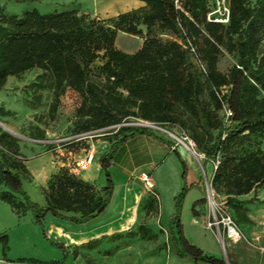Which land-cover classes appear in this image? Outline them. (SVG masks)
<instances>
[{"label":"trees","instance_id":"obj_1","mask_svg":"<svg viewBox=\"0 0 264 264\" xmlns=\"http://www.w3.org/2000/svg\"><path fill=\"white\" fill-rule=\"evenodd\" d=\"M145 1L147 6L107 20L91 18L77 9L48 13L33 9L22 16L8 15L0 2V90L10 75L39 66L51 75L57 89L69 85L101 100L97 106L104 115L105 125L85 130L121 122L128 116L125 104L138 108L134 111L135 116L168 126H184V119L173 105L181 100L195 116L202 131L212 135L215 128L212 112L202 102L203 83L189 49L176 40L162 41L152 34L153 24L159 21L162 27L187 43L199 32L195 18L202 16L204 29L212 37L208 40L210 45L226 38L227 51L242 57L229 73L218 70L215 65L209 66L206 82L218 93L227 88L217 100L221 108L226 104L232 110V116L221 126L208 154L215 157L220 152L225 156L218 165L215 184L225 182L228 203L232 205L234 211L231 212L237 222L251 223L248 208L238 196L257 191L264 185V158L259 153L250 152L235 162L230 140L236 133L256 132L264 127V0H231L232 17L227 26L206 21V0H190V15L176 10L172 0ZM141 19L146 24V33L139 26ZM119 31L141 37L145 35L143 46L134 53L119 49L116 46ZM93 69L105 80V100L98 96L90 79ZM119 88L127 90L128 95L124 97L118 92ZM145 94L153 95L155 100ZM3 110L0 107V117ZM131 131L114 142L101 159V170L107 178L106 185L102 186L103 195L96 193L93 182L63 169L50 182L48 203L43 205L33 200L24 188L23 175L29 170L18 140L0 127V198L8 202L18 216L31 210L45 236L44 220L49 214L77 224L87 222L102 214L111 201L115 185L110 167L118 158L123 161L126 157L124 146L127 141L147 136L169 147L183 166L184 187L176 196V211L171 215L176 254L210 264H232L230 257L227 260L206 252L191 243L184 233L183 203L187 192L195 185H188L189 168L179 149L153 131L138 128H131ZM0 239L6 249L8 234H1ZM59 246L68 252L64 245ZM64 260L60 264H64Z\"/></svg>","mask_w":264,"mask_h":264},{"label":"rangeland","instance_id":"obj_2","mask_svg":"<svg viewBox=\"0 0 264 264\" xmlns=\"http://www.w3.org/2000/svg\"><path fill=\"white\" fill-rule=\"evenodd\" d=\"M0 2L8 15L22 16L26 11L33 9L43 13L61 10L55 9L50 0H0ZM189 2L190 0H185V8L189 13L187 15H190ZM85 14L91 18L95 17L91 13ZM195 20L199 26V32L190 37L189 41L196 47L197 55L190 54L198 67L200 80L203 83L202 102L212 112L215 126L213 134L208 135L202 131L195 116L181 100L175 101L173 105L184 119L185 125L177 124L168 127L174 133L186 134L192 139L195 152L193 153L185 144L170 135L155 133L171 141L189 163L195 164L193 165L195 177L204 193L199 204L209 213L206 178L213 180L216 191L227 197V200L229 199L225 192V182L215 184L214 181L218 170L216 161L224 160L225 156L220 152L215 157L208 154L217 133L226 120L223 108L217 100L218 92L207 84V73L199 67L196 57L201 59L207 71L211 64L225 73H229L233 65L240 63L242 57L235 52L227 51L226 38L223 42L215 41V45L211 46L208 40H212V37L204 29L202 16ZM139 26L146 27L142 19ZM152 34L162 41H174L178 38L171 30L162 27L159 21L153 24ZM144 39H146L145 35ZM262 50L264 51V40ZM90 79L94 83L98 96L105 100L107 87L104 78L93 69ZM118 92L123 93L124 97L128 95V91L123 88H119ZM145 96L155 100L151 94H145ZM100 101L92 93L76 90L69 85L57 89L51 75L39 66L8 77L5 86L0 90V107L4 109V114L0 117L3 126L0 125V127L18 140L20 150L26 154L28 160L33 161L38 156H43L41 159L44 164L35 167L34 174L23 175L24 188L33 200L43 205L48 203L47 192L50 182L63 169H69L83 178L82 172H76L75 159L78 157L76 152L80 150L79 146L73 143L66 145L67 149H62L60 157L65 163L63 166L56 161V153L51 151V148L42 142H34V139H53L90 127L104 126V115L97 106ZM125 105L128 111L126 115L135 116L134 111H138V108L130 104ZM131 132V128L124 127L117 132L96 138L95 161L90 169L83 170V174L90 173L94 177L93 183L98 195H103L102 186L107 183L106 175L101 170L102 157L114 142ZM230 148L231 155L236 159L235 162L250 152L259 153L264 158V127L256 132L236 133L231 137ZM167 153L166 147L146 136L137 137L128 144L127 155L123 161H119L118 158L117 163L110 167L115 187L108 204L111 218L122 208L121 204L118 205L117 196H114L116 189L117 192L127 191L129 202L124 219L126 226L122 228L123 232L89 240L92 241L91 244H88L89 241L68 244L59 237L57 231L48 228L49 216L44 220L47 234L45 236L31 210L23 216H18L12 206L0 198V235L8 234L6 249L3 240L0 239V264H60L63 259H65L64 264H168L173 251L178 256L172 244L171 215L176 211V196L182 191L184 180L181 162L175 153L168 157ZM46 156L51 157L50 160ZM145 156L154 158L156 162L152 167H147L151 170V176L155 181V193L146 188L141 179V168L135 167L137 162ZM47 162L49 166L45 169L43 167ZM124 168L126 172L123 171ZM158 178L160 185L157 184ZM188 185L191 184L188 183ZM1 189L2 187L0 191ZM199 189L197 185L191 187L183 203L181 220L188 234L193 228L189 221L191 206L186 203V200L189 201ZM241 196L248 197L243 199L244 205L248 208V215L253 216L254 220L246 226L239 223L246 236V239L237 242L241 249L239 254L246 264L252 262L264 264V185L257 191L252 190L247 194H241L238 198ZM228 206L233 212L232 205L228 203ZM96 218L82 224L73 223L76 226L88 228L94 226ZM205 231L209 235L211 245L221 251L220 257L232 258L231 241L226 239L224 248L212 229L207 227ZM237 243L232 242V245ZM59 244L64 245L68 252ZM231 262L234 264V260Z\"/></svg>","mask_w":264,"mask_h":264},{"label":"crops","instance_id":"obj_3","mask_svg":"<svg viewBox=\"0 0 264 264\" xmlns=\"http://www.w3.org/2000/svg\"><path fill=\"white\" fill-rule=\"evenodd\" d=\"M50 3L54 4L53 7H55V9H57V8L61 9L60 11L78 9L81 12L91 13L92 16L102 18V19H108L110 17L117 16L120 13L129 12V11H132L134 9H138V8L147 6V2L145 0H50ZM143 30L146 33V27H143ZM144 40H145L144 37L134 35V34H130V33L124 32V31H119L117 34V37H116V46L119 49H121L127 53H134V52L138 51L143 46ZM134 139L135 138L127 141V143L124 146V149L126 151L128 150V144L133 142ZM150 140H152V139H150ZM152 141L158 142L168 149L167 157L170 156L172 153H174L172 150L169 149V147H167L163 143H161L157 140H152ZM96 150H97V146L95 144V151ZM23 154H24V156H26L25 153H23ZM46 157L49 158L48 160H50V158H51L48 156H46ZM55 157H56V161L60 165H64V163L62 161H60L57 158V156H55ZM183 157H184V155H183ZM41 158H43V156H41V157L38 156L37 159L33 160V161L28 160V159L26 160V165H27V168L29 170V173L27 175L34 174L35 169H36L35 167H37L38 165H40L42 163L44 164V162L42 161ZM95 158H96V154H95L93 163L95 161ZM185 160L187 161L186 158H185ZM155 163L156 162H155L154 158H151L149 156H145V157L141 158V160L139 162H137L135 167L141 168V172L147 171V172L151 173V170L147 169V167H152ZM187 164H188V168H189L188 183L197 185L200 189L191 196L189 201L186 200V203L191 206L190 207L191 208V217L189 218V221H190V224L192 225L193 229H191V233L188 234L185 230V224L183 223L184 233L191 243L201 247L202 249H204L206 252H208L210 254L220 256L221 251L218 248L211 245V243L209 242V237H208L209 235L205 231L207 228L206 223L208 220V213L205 210V208L202 207L200 204L196 205V201L201 199L204 196V193H203V189L198 185L196 177H195V169L193 167V165H195V164L192 165L188 161H187ZM45 165L46 166L43 168L48 169L49 163L47 162V163H45ZM91 167H92V165L90 166V168ZM123 167H124V165H123ZM123 171L126 172V169L124 168ZM76 172H79V171L76 170ZM80 172H82V176L84 179L93 182L94 177L90 173H88V174L84 173L83 174V171H80ZM192 172H193V174H192ZM124 174H126V173H124ZM152 180H153V178H152ZM153 182L155 185V181H153ZM128 183H129V179H128ZM157 184L160 185L159 178L157 179ZM117 186H118V182H117ZM116 192H117V189L115 191L114 196H117L116 198L118 199L117 200L118 205L121 204L120 206L122 208L119 209L118 211H116L114 215H112L114 217L110 218V205H109L104 210V212H102V214H100L96 218V220H95L96 225L94 224V226H92V227L83 228V227H80L79 225L76 226L71 221L60 220V219L55 218L53 215H48L49 216L48 221H47V223L49 224L48 228L50 227V229L57 231L59 234V237L62 240L66 241L68 244H76V243L81 244V243H85L91 239H97V238H101L103 236H110V235H114V234L123 232L122 228L124 226H126L124 219H125L126 208H127V203L129 202L128 201L129 198H128L127 191H125L124 193L122 192V190L117 192V193ZM239 198H241L243 200V199H246L248 197L241 196ZM139 216H140V211H139ZM249 217L251 218V220H254L253 216H249ZM242 225L246 226V225H248V223L242 224ZM230 246H231L230 251L232 252L231 253V255H232L231 260H234V264H246L245 260L239 254V252L241 250L239 244L237 243V244L232 245V242H231ZM168 260H170L168 264H210V263L203 262V261H195V260H192L189 258L178 257L174 254V251ZM227 260H229L228 257H227ZM249 264H256V263L252 262ZM257 264H259V263H257Z\"/></svg>","mask_w":264,"mask_h":264},{"label":"built area","instance_id":"obj_4","mask_svg":"<svg viewBox=\"0 0 264 264\" xmlns=\"http://www.w3.org/2000/svg\"><path fill=\"white\" fill-rule=\"evenodd\" d=\"M172 1L176 10L184 12L185 14H189L185 8V0ZM206 3L207 22L222 24L224 26L230 24L232 17L231 0H206ZM176 41L180 42L184 48L189 49L190 53H197L196 47L190 41L183 43L179 38H176ZM196 60L199 67H201L202 70L207 73V69L198 56L196 57ZM225 92H227V88L224 87L221 89V93ZM221 93H218L220 97ZM223 112L227 123L232 116V110L226 104H223ZM124 127L147 129L153 132L165 133L175 139H178L182 143H184V141H189L194 148L193 140L190 139L186 134L174 133L171 131L168 125L164 123L132 115L126 116L121 122L112 124L110 126L75 132L53 139H34V142L44 143L48 148H51V151L56 153V156L62 162H64L60 157V154H62V149H67L66 145L75 143L80 149L76 152L78 154V157L75 159L76 170L83 171L89 169L93 163L95 157L94 143L96 138L109 133L117 132ZM225 135L226 133L223 134V137H225ZM68 151L72 153L70 149H68ZM219 163L220 160H217L216 167H218ZM141 174V179L145 183L146 188H148L152 193H155V185L152 180L151 173L143 171ZM206 198L209 206L208 220L206 225L208 228L214 231L224 248L226 247V239L235 243L246 239L240 224L237 222L236 218L229 209L227 197L222 196L218 191H216L213 185V180L208 178H206Z\"/></svg>","mask_w":264,"mask_h":264},{"label":"bare ground","instance_id":"obj_5","mask_svg":"<svg viewBox=\"0 0 264 264\" xmlns=\"http://www.w3.org/2000/svg\"><path fill=\"white\" fill-rule=\"evenodd\" d=\"M183 144H185L187 146V148L189 150H191L193 153L195 152V150L193 149V147H192V145H191V143L189 141H184Z\"/></svg>","mask_w":264,"mask_h":264},{"label":"water","instance_id":"obj_6","mask_svg":"<svg viewBox=\"0 0 264 264\" xmlns=\"http://www.w3.org/2000/svg\"><path fill=\"white\" fill-rule=\"evenodd\" d=\"M0 125H2L3 126V124L0 122ZM7 129V128H6ZM8 130V129H7Z\"/></svg>","mask_w":264,"mask_h":264}]
</instances>
